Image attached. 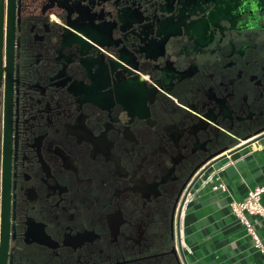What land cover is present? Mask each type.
Segmentation results:
<instances>
[{"label":"flooded vegetation","instance_id":"flooded-vegetation-1","mask_svg":"<svg viewBox=\"0 0 264 264\" xmlns=\"http://www.w3.org/2000/svg\"><path fill=\"white\" fill-rule=\"evenodd\" d=\"M48 2L16 0L0 44V264H180L194 169L264 131V0H166L140 28L86 0L108 27L74 50Z\"/></svg>","mask_w":264,"mask_h":264},{"label":"crops","instance_id":"crops-1","mask_svg":"<svg viewBox=\"0 0 264 264\" xmlns=\"http://www.w3.org/2000/svg\"><path fill=\"white\" fill-rule=\"evenodd\" d=\"M242 144L204 172L184 203L179 227L187 264H264V252L254 247L230 207L264 186V138ZM218 184L222 187L215 188ZM260 202L264 206V194ZM247 218L264 246V217Z\"/></svg>","mask_w":264,"mask_h":264},{"label":"water","instance_id":"water-1","mask_svg":"<svg viewBox=\"0 0 264 264\" xmlns=\"http://www.w3.org/2000/svg\"><path fill=\"white\" fill-rule=\"evenodd\" d=\"M16 0H0V44L3 38V34L5 33V37L9 38V30H13V24L11 19H9L12 8L14 6V2ZM26 1H35V0H26ZM39 1V0H38ZM48 3L56 8L62 15V22L60 26V35L59 41L64 48L69 49H77L81 47L80 42H87L89 48H92L94 45L98 44V38L103 34V29L108 27L107 23L98 16V13L91 12L88 13L86 11L85 1L86 0H47ZM105 1V0H101ZM125 3L126 7H123L120 11H115L113 16V22L111 23V27L114 26H124V25H133V26H145V23L150 19L149 16L140 18L138 14H142L143 11L149 10L151 11L152 6H155V10H158L159 14L165 11L164 7L166 5V0H122ZM151 2V3H150ZM40 9V8H39ZM138 11V10H141ZM6 10V14L4 13ZM138 11V12H137ZM140 12V13H139ZM167 12V11H165ZM6 17V18H5ZM5 19V20H4ZM162 19L153 18L152 26L155 27L156 30L164 27L166 23H163ZM147 25V24H146ZM106 26V27H105ZM6 38V39H7ZM258 136L254 138V140L244 141L242 142L243 146L250 145L251 143L264 138V131L259 132ZM234 145L227 146L222 150L223 155L226 153L231 154L232 148ZM221 157V156H220ZM219 158L213 160H207L205 166L201 169V165L197 166L194 169V174L191 176V181L184 191L182 197L180 198L177 212V232L175 236V253L180 264H187L185 261L184 253L181 248L180 243V216L182 213V209L184 203L186 202L187 195L190 193L191 189L196 185L199 179L202 177L204 172L213 165ZM200 169V170H199Z\"/></svg>","mask_w":264,"mask_h":264},{"label":"built area","instance_id":"built-area-1","mask_svg":"<svg viewBox=\"0 0 264 264\" xmlns=\"http://www.w3.org/2000/svg\"><path fill=\"white\" fill-rule=\"evenodd\" d=\"M220 187H222L221 184H218L215 188ZM262 194H264V186H260L259 188L257 187L254 190L249 191L242 201L232 203L230 207L232 214L245 227V229H247L246 232L251 237L254 247H256L259 251L264 252V246H262L247 218V215H258L260 217H264V206H262L260 202ZM189 195L190 193H188L187 198Z\"/></svg>","mask_w":264,"mask_h":264}]
</instances>
